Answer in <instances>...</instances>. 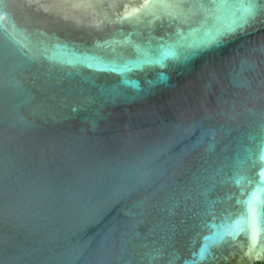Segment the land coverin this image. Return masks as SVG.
<instances>
[{"label": "water", "instance_id": "95a60500", "mask_svg": "<svg viewBox=\"0 0 264 264\" xmlns=\"http://www.w3.org/2000/svg\"><path fill=\"white\" fill-rule=\"evenodd\" d=\"M0 264H264V0H0Z\"/></svg>", "mask_w": 264, "mask_h": 264}, {"label": "snow or ice", "instance_id": "6c2138e0", "mask_svg": "<svg viewBox=\"0 0 264 264\" xmlns=\"http://www.w3.org/2000/svg\"><path fill=\"white\" fill-rule=\"evenodd\" d=\"M255 8V3L253 2V3H250L249 4V9L251 10V9H254Z\"/></svg>", "mask_w": 264, "mask_h": 264}]
</instances>
